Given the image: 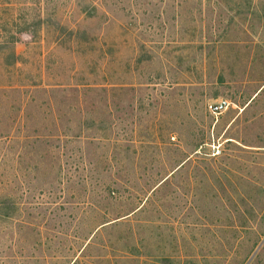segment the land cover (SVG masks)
I'll list each match as a JSON object with an SVG mask.
<instances>
[{
  "label": "rangeland",
  "instance_id": "374dc122",
  "mask_svg": "<svg viewBox=\"0 0 264 264\" xmlns=\"http://www.w3.org/2000/svg\"><path fill=\"white\" fill-rule=\"evenodd\" d=\"M0 264H264V0H0Z\"/></svg>",
  "mask_w": 264,
  "mask_h": 264
},
{
  "label": "built area",
  "instance_id": "2783aa9c",
  "mask_svg": "<svg viewBox=\"0 0 264 264\" xmlns=\"http://www.w3.org/2000/svg\"><path fill=\"white\" fill-rule=\"evenodd\" d=\"M210 109H211V111H212L214 114H216V113H219V111H220L221 108H220L219 105L215 104V105L210 106Z\"/></svg>",
  "mask_w": 264,
  "mask_h": 264
}]
</instances>
